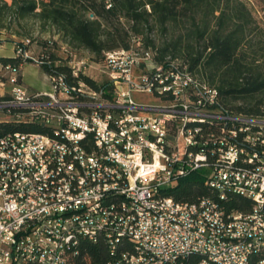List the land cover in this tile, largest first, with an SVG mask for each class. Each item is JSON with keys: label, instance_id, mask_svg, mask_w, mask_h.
I'll return each instance as SVG.
<instances>
[{"label": "built area", "instance_id": "2783aa9c", "mask_svg": "<svg viewBox=\"0 0 264 264\" xmlns=\"http://www.w3.org/2000/svg\"><path fill=\"white\" fill-rule=\"evenodd\" d=\"M103 62L107 89L55 76L33 93L17 68L0 76L12 86L0 110L53 132L0 139V264H73L81 239L101 238L112 256L99 264H264V117L233 112L182 58L159 60L139 38ZM68 64L77 77L88 59ZM197 170L215 196L165 195ZM231 195L252 208L228 210Z\"/></svg>", "mask_w": 264, "mask_h": 264}, {"label": "trees", "instance_id": "16d2710c", "mask_svg": "<svg viewBox=\"0 0 264 264\" xmlns=\"http://www.w3.org/2000/svg\"><path fill=\"white\" fill-rule=\"evenodd\" d=\"M107 1L0 0V33L13 23L21 25L32 18L42 27L56 29L67 41V51L62 41L39 40L37 58L42 71L49 78L64 76L69 83L83 81L97 89H107V83L99 85L84 72L73 76L68 62L78 53L72 46L87 49L96 60L103 61L106 52L129 48L132 39L139 38L156 52L159 60L168 55L182 58L194 73L200 74L202 81L218 89L222 103L233 112L264 117V29L255 22L243 0H109V7ZM151 20L163 34L170 26L188 25V30L184 38L181 35L157 46L148 33L153 29ZM8 40L15 42L16 50L22 47L25 51L32 42L28 39L29 43L24 45ZM0 61L2 78L7 79L4 69L10 65L18 69L20 83L22 65L34 63L17 52L15 57H1ZM104 95L110 97L107 91ZM8 99V95L0 97V101ZM2 111L9 118L0 121V139L17 131L53 136L52 129L42 122L17 119L14 115L24 112L22 108L8 107ZM164 193L179 202L215 196L201 170L173 182ZM224 205L228 210L249 211L253 201L231 195ZM78 247L80 255L71 260L73 264H99L112 256L103 238L97 242L81 239Z\"/></svg>", "mask_w": 264, "mask_h": 264}, {"label": "rangeland", "instance_id": "374dc122", "mask_svg": "<svg viewBox=\"0 0 264 264\" xmlns=\"http://www.w3.org/2000/svg\"><path fill=\"white\" fill-rule=\"evenodd\" d=\"M243 1L251 10L255 22L264 29V0ZM123 22L128 25V22H126L125 20H123ZM151 24L153 26V29L148 33H150L149 35L156 41L157 46H161L165 42H170L174 39H177L181 35L184 38L188 30V25H181L179 27L170 26L169 31L163 34L158 25H156L153 20H151ZM25 32H29V35H26ZM4 33L8 39L17 40L24 45H27L29 43V40H32L29 45L28 53L30 56L34 57H37L40 52L38 43L39 40L55 39L62 41L65 46L67 45V41L57 33L56 29L50 27H42L40 22L34 18L23 21L21 25L13 23L11 28L5 30ZM195 46L197 48H200L199 43H195ZM72 49L74 52L78 53V56L88 59V64L84 68L85 74L93 78L99 85L107 81V76L104 73V62L102 60H96L95 55L87 49L77 48L75 46H72ZM195 74L198 78H200V74L198 72ZM21 75L22 84L30 92L36 93L43 90H52L50 79L47 78L41 67L36 63H24L21 67ZM7 118H9L8 114L0 110V121L6 120Z\"/></svg>", "mask_w": 264, "mask_h": 264}, {"label": "crops", "instance_id": "0c3cea01", "mask_svg": "<svg viewBox=\"0 0 264 264\" xmlns=\"http://www.w3.org/2000/svg\"><path fill=\"white\" fill-rule=\"evenodd\" d=\"M0 58L1 57H15L16 56V44L15 42L8 40L5 36L4 31L0 33ZM3 74V66L0 61V76ZM46 75V74H45ZM47 76V75H46ZM47 78H49L47 76ZM50 79V78H49ZM11 84L5 83L4 85H0V97H4L10 94L11 92ZM40 92H48L47 90H43Z\"/></svg>", "mask_w": 264, "mask_h": 264}]
</instances>
